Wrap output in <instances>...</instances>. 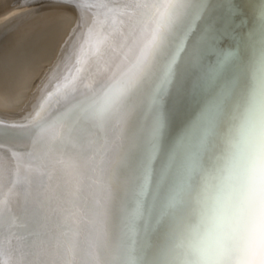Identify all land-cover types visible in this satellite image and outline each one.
<instances>
[{
	"label": "snow or ice",
	"instance_id": "snow-or-ice-1",
	"mask_svg": "<svg viewBox=\"0 0 264 264\" xmlns=\"http://www.w3.org/2000/svg\"><path fill=\"white\" fill-rule=\"evenodd\" d=\"M210 7L211 0H140L136 13L139 38L127 70L75 109L99 127L115 121L127 136L132 112L129 100L146 89L150 115L129 139L124 157L131 164L126 195L118 210V231L111 233L107 220L119 188L101 161L95 176L100 196L93 212L104 227L86 242L70 227L65 233L64 264H171L169 258L177 256L185 258L184 264H256L257 259L264 264V44L228 121L225 159L216 160L208 153L188 159L186 137L179 138L166 154L162 148L166 117L161 102L176 81L193 31ZM260 23L264 25V8ZM213 33L211 25L201 32L188 55L191 63L203 62V49L217 38ZM100 43L94 44V52ZM237 59L236 50H219L216 64L206 74V85L214 86ZM238 83L234 79L220 88L203 110L201 121L229 115L227 101ZM237 113L240 123L234 126ZM66 142L64 135L50 141L53 145ZM208 142L207 137L200 141L202 147ZM59 163L74 168L70 158ZM165 225L161 243H150L148 232H159ZM181 229H187L191 237L186 245L175 242ZM78 255L83 257L79 261Z\"/></svg>",
	"mask_w": 264,
	"mask_h": 264
},
{
	"label": "water",
	"instance_id": "water-1",
	"mask_svg": "<svg viewBox=\"0 0 264 264\" xmlns=\"http://www.w3.org/2000/svg\"><path fill=\"white\" fill-rule=\"evenodd\" d=\"M100 1L104 7L102 12H100L102 7L96 6V3ZM241 2L244 5L248 4V0L226 1L224 9L233 13V20H228L230 22L227 21L226 26H224L226 20L215 18L210 20L212 22L209 24H202L205 20H201L193 31L190 40L198 38L205 27L211 25L214 28L213 35L217 38L214 41L210 40L207 45L215 50L213 53L205 47L202 52L203 62L189 67L184 80L182 79L181 85L177 87L178 91L174 90L172 94H168V91L165 93L161 102V110L166 117L162 148L171 138L172 119L178 116L182 107H187L189 103L193 105L198 100L207 102L210 92L215 91V86L211 88L206 85L205 79L210 71L212 59L216 57L219 50H232L229 43L237 42L239 37L237 32L242 31L253 37L257 28L264 29L260 20L236 18L238 11L234 9ZM139 3L140 0H74L71 3L68 0H29L24 8L18 7L16 1L0 7V38L21 20H25L33 11L51 9L52 6L61 8H64L62 6L69 8L73 5L82 6V8L85 6V8L91 7L87 8V11L93 9L102 14L100 24L96 21L97 24H90L86 29L84 28L83 34L86 36H81L80 55L76 54L74 63L71 65L66 59L72 51H76L75 42L78 40L73 42L61 63L51 73L50 85L45 88L40 99L32 105V110L28 109L27 114L21 116L15 108L17 103L0 106V160L2 159L3 162H0V264H37V261L64 264V251L67 246L65 233L70 227H75L78 231L81 242L90 240L99 228L104 227L97 222L93 212V205L100 196L95 180L98 166L102 161L103 168L112 174L114 181L117 171L125 164L124 157L129 151V139L149 119V99L148 96L145 98L131 96L129 105L132 112L130 126H126L127 136L124 134L125 129L118 128L115 121L99 127L94 121L85 119L75 109L87 97L119 78L120 74L127 70L129 55L139 38V28L136 24ZM216 4L218 8L222 5L220 0ZM258 5H264V1L261 0ZM121 12L127 19L132 20L131 25H128L126 40L123 42L120 38L122 31L120 28L124 29L127 23L120 26L116 25L118 22L115 21L120 20ZM257 14L256 12L251 16H257ZM253 21H256L254 27L251 26ZM114 24L117 29L113 33ZM100 31H103L104 35L100 34ZM254 38L257 40L256 37ZM253 39L251 38L249 46L251 52L246 54L248 58L253 53ZM97 41H102L97 51L101 56L90 66L86 63V66L88 73H94L97 70L98 74L92 81L87 79L88 76L82 79L80 74L76 75L75 70L81 59L89 55H86L85 50L90 51ZM3 43L0 41V45ZM187 46L188 52L185 53L181 62L188 60V55L192 51V44L188 42ZM101 60L107 65L103 67L102 72H99ZM64 63L65 67L60 69ZM59 69L60 71L56 73ZM106 70H108L107 74ZM250 76L249 68L247 75L244 74L238 86L233 89L226 105L229 115L221 114L207 118L209 124L208 131L205 132L209 141L207 145L212 142V156L216 160L223 161L229 152L224 133L229 128L228 121L231 119L235 106L241 101ZM88 80L91 82L86 84ZM232 122L234 126L239 125L238 113ZM68 129H71L70 138ZM60 135L65 136L66 143L55 145L50 143L53 136ZM102 148L104 150L100 152ZM195 155L198 157L199 152ZM68 158L71 159L74 168H67L59 163L61 159ZM46 166H53L54 173L64 175V181L53 180L52 185L57 187L62 185L64 190L56 192L65 198H56L55 201L49 192L43 195L38 194L43 192L48 182ZM57 201L59 204L60 201L63 202L55 208ZM110 207L113 212V204ZM107 227L114 234L118 231L119 223L111 221V217H108ZM166 231L167 225L159 232H148L146 238L154 245L159 244ZM190 239L187 229H181L177 233L175 242L186 245ZM45 256H48L47 260H43ZM82 258L81 255L76 257L77 261ZM169 259L171 264H184L185 261V258L181 256ZM234 264H239V261H235Z\"/></svg>",
	"mask_w": 264,
	"mask_h": 264
},
{
	"label": "bare ground",
	"instance_id": "bare-ground-1",
	"mask_svg": "<svg viewBox=\"0 0 264 264\" xmlns=\"http://www.w3.org/2000/svg\"><path fill=\"white\" fill-rule=\"evenodd\" d=\"M11 1H16L18 4V7L24 8L26 5L25 3L29 0H0V7L10 3ZM31 1H33V0H31ZM222 1H223V3H222ZM226 1L227 0H220V4H222V5L220 6V8H218L217 7L218 4H216L218 2V0H211V7L209 8L206 16L202 19V21L205 20L202 22V24H209L210 22H212L210 20H213L216 18L217 20H226V21H224V26H226L228 20H233V18H232L233 13L229 12V10L224 9V7L226 5L225 4ZM260 1L261 0H248L247 5H244L243 2L238 4V6L235 7L236 9H234V10L238 11L236 18H238L239 20H260V12H261V9L264 8V5H262V6L258 5ZM262 1H264V0H262ZM96 6H97V8L102 7V10L100 12L104 11L102 1H100V3H96ZM62 7H64V8H61L59 6H52L51 9H46V10L39 11V12L33 11L32 13H30V15L25 20H21V22L16 24V25H18L17 30H20V32H24L23 33L24 37H26L27 40H29V38H32L36 41L35 43H37V44L34 43V45L32 46L33 51H30V55H29V53H26V54L22 53L21 54V58L26 59V57H28V59H26L27 61H25V65H24L23 70L20 71V72H22L23 76L20 74L21 76L17 75V76L12 78V77H8L9 74H4V77H2L0 80V84H6V82H10V83L13 82V84L21 82V84H22L23 77L27 76L26 71L28 72V69L32 66L35 68L33 60H35V57L37 56L35 53L36 45L40 47L39 50L42 49L41 46L45 45V48H43V50L46 51V49L47 50L49 49L48 47L51 44H55V42H56L55 41L53 43L52 42L53 39L51 40V38L54 37L53 34L55 35L54 32H59L60 34L62 33L61 34L62 37L60 38L59 37L60 35H59L57 38V39L60 38V41H58V42H61V43L59 44L58 49L56 48L57 53L53 56V59H50L48 57L45 58V56H44V59L46 60L48 58V59H50V62L48 61V66L45 69V72L41 71L44 68H42L41 70L39 69L42 72L40 82L39 83L37 82V78H36V81L35 80L33 81L34 77L40 72L38 70L34 69L35 71H38L37 73H34V71L32 70L33 71L32 73H34V74H32V76H33L32 80H30L31 76L29 78L27 77V79H29L31 82L28 80L29 82L28 81L26 82V84L29 83L28 87L25 86V88H27V90L30 89V91L34 90V92H31V93H33L32 95L30 94L31 96L29 95V93H26V95H24V97L25 96L27 97V94H28L30 97H29V99H27L28 101L26 103V106H24L22 109H21L22 106L20 107L19 104L17 103V105L20 108V110L18 111L19 112L18 115L23 116V114L24 115L27 114L26 111L28 109L32 110V105L40 99V97L43 94V91L46 90L45 88L50 85V83H51L50 78L52 76L51 73L54 71V69H56L58 67V65L61 63L63 57L65 56L66 52L68 50H70L73 42L76 41V39H77L78 42H75V44H77L76 51H74V52L72 51L70 53L71 55L69 54L67 56V59H66V61L71 63V65L74 63L73 60L76 58L75 57L76 54L80 55L79 52H81L79 49H80V46L82 44L81 43L82 42L81 36L85 35V34H83L84 28L86 29V27H88L90 24H94V23L97 24V22H98V24H100V22L102 21L101 20L99 22L100 18H102L101 13L94 11L93 9L88 10V11L86 10L87 8H91V7L85 8V6H84V8H82V6H74V5L72 7L69 6V8L66 6H62ZM61 9L63 11L60 13H57L58 12L57 10L61 11ZM68 11L70 14L68 13ZM213 12L215 14H213ZM256 12L258 13L257 16L252 17L251 15H254ZM121 13H122V15H120V17H119L120 20H115V21L118 22V23H116V25H120V26L121 25L124 26V24L127 23L124 29L120 28L122 30L120 33V38H122V42H123L124 40H126L127 32H128V30H127L128 25H131L132 20L130 18L127 19L126 15L123 12H121ZM228 22H230V21H228ZM116 25H115L113 33L115 32V29H117ZM255 25H256V21H253L251 26L254 27ZM103 31H100V34L104 35ZM110 33H112V32L110 31ZM96 34L98 35L99 33L97 32ZM237 34L239 36L237 42H231V43H229V45H230V48H233L232 50H236L238 52V59L225 70V72L220 77V79L215 83V85H214L215 91L213 90V92L212 91L210 92V94H209L210 98L208 99L209 101L214 95H216L217 92H219L220 88L223 87L224 85L228 84L229 82H231L234 79L240 81L244 74L247 75L249 68H250V75H251L252 63L256 59V57L259 55L262 44H264V29L260 30L257 28L255 33H253V37H251L250 34L248 35L247 33H243L242 31L237 32ZM8 35H7V38H5V39L9 40L11 36L9 37ZM3 36L0 38V40H2ZM254 37H256L257 40H255ZM62 38H63V40H61ZM249 38H250V41H248ZM251 38L252 39L254 38L252 41L253 42L252 45H254V47H252L253 53L250 54L249 58H248V57H246L247 56L246 54L249 51L251 52V48L249 47L250 43H251ZM197 39L198 38H193L192 40L189 41V44L193 45ZM6 41H4L5 46H8L9 43H7ZM58 42H56V44ZM16 44H17V42H16ZM18 44H20V43L18 42ZM9 46H10V48L7 50L8 51L13 50L14 44L9 45ZM54 46L55 45H53V47ZM51 47H52V45H51ZM206 49H210L213 53L215 50L213 47H210L209 45L206 46ZM15 50L19 52V50H17L16 48H15ZM43 50H42V52H43ZM49 52H47V54H49ZM85 53H86V55H88V54L89 55L86 58L81 59V62L78 64V68L75 71H76V75L80 74L82 79L87 78V76H88L87 79H90L92 81V79H94L96 77V74H98V71L96 70V72H94V73L93 72L88 73V68L86 66V63H88L90 66V64H92L94 61H96L97 58H99V56H101V55L97 51L94 52L93 47H91L90 51H88V49L85 50ZM218 53H217L216 57H214V59H212V63L210 65V70L216 64V61H217L218 56H219ZM2 54H4V52ZM43 54L45 55V52H43ZM47 54H46V56H47ZM15 55H16V53H15ZM52 55H53V52H52ZM38 56H39V53H38ZM18 57H20V56H18ZM12 60L13 59H11L10 57L9 58H3L2 62H0V63L2 64V66L7 67L8 65H10L8 62H11ZM30 60H32V61H30ZM45 60L43 62H46ZM242 60H243V62L241 63ZM66 61H65V63H67ZM22 62H24V61H22ZM40 62H42V60ZM14 63H15V59H14ZM27 63H29V66ZM35 63H37L36 60H35ZM65 63L63 64V67H60V69L65 67ZM19 64H20V62H19ZM37 65H39V64L37 63ZM45 65H46V63H45ZM100 65H101V67L99 69V72H102L103 67L106 66L107 63L101 60ZM191 66H194V63H191L189 60H183L180 63L179 74L176 78L175 83L170 87V89H168V92H167L168 94H172L175 91H178L177 87L181 85V81L184 78V76L186 75V71ZM10 68H12V67H10ZM37 68H39V67H37ZM60 69L56 73H58L60 71ZM243 69H244V71H243ZM17 70L19 72V69H17ZM0 73H1V71H0ZM87 73H88V75H87ZM105 73L107 74L108 70H106ZM1 74H0V76L3 75V74L2 75ZM29 75H30V73H29ZM10 76H12V75H10ZM37 76L39 77L40 74H38ZM250 78H251V76H250ZM90 80H88L86 82V84H89L91 82ZM32 82H33V84H32ZM24 84H25V82H24ZM8 87H9V85H8ZM212 87L213 86H211V88ZM11 88H12V86H11ZM19 89H21V88H19ZM10 90H12V89H10ZM12 92H13V90H12ZM0 95H1L3 101L4 100L7 101V99H5L2 94H0ZM147 96L148 95H147L146 89H141L140 91H138L134 95H132L133 98H136V97L137 98H145ZM14 98H15V94H14ZM208 100H207V102L198 100V101L194 102L195 104H193V105L192 104L190 105V103H189V105L187 107H182L183 109H181L180 112L177 114L178 116H174V118L172 119L173 126L171 127L172 128L171 138L169 139L167 144L164 145V148H163L165 154L168 152V150L170 148H172L176 144V142L179 138L186 137L184 149H185V156L188 159H197L198 157L204 156L206 153L212 155V142H210L208 145L205 144L203 147L201 146V143H200L202 138L207 137L205 135V132H207L208 128H209L207 118L205 120L201 121V114H202L203 110L205 109L206 105L208 104V102H209ZM9 102L11 104V101H9ZM9 102L7 101V103H4V104L8 105ZM19 102L22 104V102L20 100H19ZM211 117L212 116H210V118ZM198 147H199V149H198ZM205 149L207 151H205ZM196 152H199L198 157H196V155H195ZM0 162H2V159L0 160ZM130 164H131L130 160L125 161V164L117 171V175L115 176L114 181H113L115 184H117V186L119 188V197L117 198V201H115L113 203V212L111 211L112 214H110L109 217H111V221H115L116 223H119L117 210H119L120 203L123 201V199L126 195V185L128 182V177L130 175ZM0 165H1V163H0ZM35 166H34V168H35ZM46 168L48 170V173H47V176L49 177L47 179L48 182H47L46 186L44 187L43 192H38V194L43 195L44 193L49 192V193H51L52 198H54L55 201H56V198H65L63 196H60V194H57V192L64 190V188H62V185L60 187L52 185L53 180L54 181H56V180L64 181L63 180L64 175L61 176L56 172L54 173V171H53L54 167L53 166H46ZM66 179H68V178H66ZM0 181H1V178H0ZM56 182H58V181H56ZM62 202L63 201H60V204H59V201H57L55 204V208H58ZM116 203H117V208H116ZM47 257L48 256H45L43 260H47ZM35 259H36V256H35ZM36 260H34V261H36ZM36 263L37 264H51L50 261H48V263L44 262V261H42V263L37 261ZM256 264H260L259 259H257Z\"/></svg>",
	"mask_w": 264,
	"mask_h": 264
},
{
	"label": "rangeland",
	"instance_id": "rangeland-1",
	"mask_svg": "<svg viewBox=\"0 0 264 264\" xmlns=\"http://www.w3.org/2000/svg\"><path fill=\"white\" fill-rule=\"evenodd\" d=\"M60 10V9H59ZM59 10H57L58 12L57 13H60V12H62L63 10L61 9V11H59ZM56 13V14H57ZM68 13H69V11H68ZM70 14V13H69ZM17 26L18 25H15V27H13L12 29L14 30H12V29H10L9 31H7L5 34H4V36H3V38H2V40H0V41H6L7 43H9L8 44V46H5V43H3L2 45H0L1 47H0V62H2V59L3 58H11V59H13L11 62H8L10 65H8L6 68L4 67V66H2V64L0 63V71H1V73L3 74H1L2 76H0V80H1V78L2 77H4V74H9V76L8 77H15V76H21L22 75V72H20V71H22L23 70V68H24V65H25V61H27L26 59H28V57H26V59L25 58H21V54L22 53H24V54H26V53H29V55H30V51H33L32 50V46L34 45V43L36 42L34 39H32V38H29V40H27V38L26 37H24V32H20V30H17ZM10 33V34H9ZM55 33V35L53 34V38H51V40H52V42L54 43L55 41L56 42H58V41H60V38L62 37V33L60 34L59 32H54ZM59 33V34H58ZM10 37V39L8 40V39H5V38H7V35ZM57 34V35H56ZM60 35V36H59ZM18 36V37H17ZM58 36L60 37L59 39H57L58 38ZM8 37V38H9ZM15 39V40H14ZM55 39V40H54ZM18 40V41H17ZM61 40H63V38L61 39ZM16 42H17V44H16ZM18 42L20 43V44H18ZM25 42V43H24ZM56 42H55V44H51L52 45V47H51V45L48 47L49 49L47 50L46 49V51L47 52H49V54H47V52L45 51V50H43V48H45V45H43V46H41L42 47V49L41 50H39V46H37L36 45V51H35V53H36V57H35V60H36V62L39 64V65H37V63H35V60H33L34 61V66H35V68L33 67H30L29 69H28V72L26 71V75L27 76H24L23 77V81H22V84H21V82H19V83H16V84H13V82L12 83H10V82H6V84H0V94H2L3 96H4V98L5 99H7V101L9 102V101H11V104H10V102H9V104L8 105H12L13 103L15 104V103H18L19 104V106L21 107V109L24 107V106H26V103H27V99H29V97L33 94V93H31V92H34V90L33 91H30V89H28L27 90V88H25V86H27L28 87V84H26V82L29 80V79H27V77L29 78L30 76V80H32V74H34V73H37L38 71H40L42 68H44L43 70H41L42 72H45V69L47 68V66H48V61L50 62V59H53V56L57 53V49H58V47H59V44L61 43V42H58L57 44H56ZM44 43V42H43ZM14 44V48H13V50H11V51H8L7 49H9L10 48V46L9 45H13ZM16 44V45H15ZM35 44H37V43H35ZM53 45H57L56 47L54 46L53 47ZM20 47V48H19ZM4 48V49H3ZM15 48L17 49V50H19V52L18 51H16L15 50ZM57 48V49H56ZM31 49V50H30ZM2 50V51H1ZM38 50V51H37ZM42 50H43V52H45V55L43 54V52H42ZM56 51V52H55ZM4 52V54H2ZM52 52H53V55H52ZM7 53V54H6ZM15 53H16V55H15ZM38 53H39V56H38ZM51 53V54H50ZM46 54H47V56H46ZM10 55V56H9ZM28 55V56H29ZM41 55V56H40ZM43 55V56H42ZM50 55V56H49ZM18 56H20V57H18ZM44 56H45V58L46 57H48V58H50V59H44ZM42 60V62L45 60L46 62H40L41 60L39 59V58ZM43 57V58H42ZM14 59H15V63H14ZM17 59V60H16ZM5 60V59H4ZM3 60V61H4ZM22 61H24V62H22ZM30 61H32V60H30ZM19 62H20V64H19ZM41 63V64H40ZM45 63H46V65H45ZM28 64V66H29V63H27ZM36 64V65H35ZM41 65V66H40ZM20 66V67H19ZM10 67H12V68H10ZM37 67H39V68H37ZM12 69V70H11ZM17 69H19V72H18V70ZM38 70V71H35V70ZM40 69V70H39ZM34 71V73H32L33 71ZM16 73H15V72ZM30 71V72H29ZM40 71V72H41ZM12 72V73H11ZM38 73V74H40V76L38 77L37 75L34 77V79H33V81L35 80L36 81V78H37V82L39 83L40 82V78H41V74H42V72L41 73ZM29 73H30V75H29ZM16 74V75H15ZM21 74V75H20ZM10 75H12V76H10ZM23 76V75H22ZM18 78V77H17ZM21 78V77H20ZM26 81H25V80ZM29 80V81H30ZM28 81V82H29ZM24 82H25V84H24ZM31 82V81H30ZM37 83V84H38ZM32 84H33V82H32ZM31 84V85H32ZM8 85H9V87H8ZM11 86H12V88H11ZM19 86V87H18ZM17 89H16V88ZM19 88H21V89H19ZM10 89H12L13 90V92H12V90H10ZM27 91H26V90ZM10 90V91H9ZM20 90V91H19ZM24 90V91H23ZM5 91V92H4ZM9 92V93H8ZM11 92V93H10ZM5 93V94H4ZM19 93V94H18ZM26 93H29V95L27 94V97L25 98L24 97V95H26ZM14 94H15V98H14ZM23 94V95H22ZM6 96V97H5ZM11 96V97H10ZM14 98V99H13ZM0 106H8V105H6V104H4V103H7V101H3L2 100V97H1V95H0ZM19 100L22 102V104L19 102ZM3 102V103H2ZM24 102V103H23ZM19 106L17 105V107H15V108H19ZM14 108V109H15ZM13 109V108H12ZM20 110V108L17 110V111H19Z\"/></svg>",
	"mask_w": 264,
	"mask_h": 264
}]
</instances>
